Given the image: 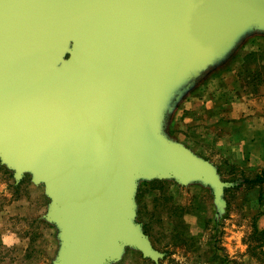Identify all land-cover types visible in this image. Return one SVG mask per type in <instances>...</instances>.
Segmentation results:
<instances>
[{
  "label": "water",
  "instance_id": "95a60500",
  "mask_svg": "<svg viewBox=\"0 0 264 264\" xmlns=\"http://www.w3.org/2000/svg\"><path fill=\"white\" fill-rule=\"evenodd\" d=\"M257 25L264 0H0V146L47 182L60 264H104L120 238L154 255L132 221V171L198 175L225 202L213 167L159 135L157 103Z\"/></svg>",
  "mask_w": 264,
  "mask_h": 264
},
{
  "label": "rangeland",
  "instance_id": "374dc122",
  "mask_svg": "<svg viewBox=\"0 0 264 264\" xmlns=\"http://www.w3.org/2000/svg\"><path fill=\"white\" fill-rule=\"evenodd\" d=\"M258 42H264V27L244 29L215 61L202 63L162 93L157 103L159 135L182 144L213 167L222 182L219 197L225 202L216 197V183L198 175L185 179L174 172L159 176L132 171L127 193L132 221L154 255H145L138 245L120 238L117 256L107 257L104 264H264V252L256 247L254 236L258 214L264 210V183L256 191L239 184L245 175L254 178L257 173L234 166L210 136L205 137L200 129L205 119L202 90L190 101L192 87L204 83L206 75L216 83L222 82V76L223 82H233L242 46L250 48ZM254 57L263 62L251 70L264 77V51ZM192 106L198 111V123L191 120ZM55 202L47 182H36L31 169L18 175L17 165L0 146V264H60L66 258L65 225L49 216Z\"/></svg>",
  "mask_w": 264,
  "mask_h": 264
},
{
  "label": "crops",
  "instance_id": "0c3cea01",
  "mask_svg": "<svg viewBox=\"0 0 264 264\" xmlns=\"http://www.w3.org/2000/svg\"><path fill=\"white\" fill-rule=\"evenodd\" d=\"M245 49H248L247 53L263 52L264 42L253 44L250 48L242 46L243 55L235 63L240 68L234 72L233 82H223L222 76V82L216 83L213 77L206 75L204 83L192 87L195 90L190 101L197 98L198 89L202 90L205 119L200 129L204 130L205 137L210 136L211 143L218 145L221 154L234 166L258 173L264 170V81H260V77L244 76L242 73L246 63L252 68L261 62V59L245 62ZM192 107L191 120L198 123V111ZM258 187L252 190L256 191ZM256 225L264 228V210L258 214ZM259 248L264 252V245Z\"/></svg>",
  "mask_w": 264,
  "mask_h": 264
},
{
  "label": "trees",
  "instance_id": "16d2710c",
  "mask_svg": "<svg viewBox=\"0 0 264 264\" xmlns=\"http://www.w3.org/2000/svg\"><path fill=\"white\" fill-rule=\"evenodd\" d=\"M254 55H255L254 53H247L245 55L246 56L245 62L247 60H254V61L258 60L259 61L260 58H258V57L255 58ZM249 57H254V58H249ZM242 73L244 74V76L253 75V76H255V78L260 77V79H261L260 81H264V80H262V79H264V77L261 75V72H259L258 70H257V72H256V70H251L249 63L245 64ZM244 175H245V172H244ZM245 176H244V178L241 179L239 184H244V185L246 184L247 188H249V189H252L253 187H255L257 185L261 186L264 183V170H262L261 172H258L254 178H251L247 175H245ZM238 180H236V181L239 182ZM254 228H255L254 229V236H257V239H258V242L256 244L257 246L256 245L255 246L256 247H258V246L262 247V245H264V228H259L257 225L254 226ZM255 246H253L252 248H254Z\"/></svg>",
  "mask_w": 264,
  "mask_h": 264
}]
</instances>
